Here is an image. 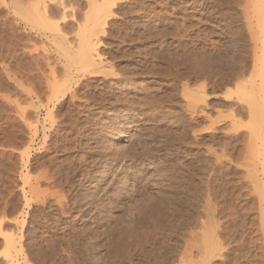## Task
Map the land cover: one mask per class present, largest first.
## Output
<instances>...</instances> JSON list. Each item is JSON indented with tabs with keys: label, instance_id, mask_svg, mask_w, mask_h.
<instances>
[{
	"label": "rangeland",
	"instance_id": "1",
	"mask_svg": "<svg viewBox=\"0 0 264 264\" xmlns=\"http://www.w3.org/2000/svg\"><path fill=\"white\" fill-rule=\"evenodd\" d=\"M33 1L0 0V264H264L257 1L108 0L102 62L53 115L67 59L14 14ZM103 1H67L71 41Z\"/></svg>",
	"mask_w": 264,
	"mask_h": 264
},
{
	"label": "bare ground",
	"instance_id": "2",
	"mask_svg": "<svg viewBox=\"0 0 264 264\" xmlns=\"http://www.w3.org/2000/svg\"><path fill=\"white\" fill-rule=\"evenodd\" d=\"M16 1V0H15ZM37 1V2H36ZM68 1V0H67ZM65 1V0H45V1H38V0H35V2L33 1L32 3V11H29V2L27 3L28 5V9L27 7H25L24 9H27V10H24V12L22 13L21 11V8L22 5L20 6L19 3H16L15 4V12L14 14H16L17 16H19L20 18H25L26 20H29V18H41V19H44V20H47V22H49L50 24L54 25V29L55 31H57L58 35H57V38L60 39L58 43L59 46L61 45V42H62V45L64 44V48L61 49V51L63 50V53L62 55H65V59H67V62H63L64 63V67H63V70L61 72V74L59 73H56V70L55 68H50L52 69V78H48L49 80V83L47 82V84H49V91H50V97H49V100L48 102L49 103H52L53 104V107L52 108H49L50 110L48 111V114L50 112L51 115H53L54 113V108L56 107V110L58 109L59 111V107L61 106L62 104V101L64 98H67L69 95H71L72 98H75L79 92V89L81 88V85L83 86L84 82H83V79L89 75L91 72H96V70L94 71L93 68H97V65L98 63L102 62L101 60V54L99 52V45L101 43V39L99 37V34L98 32H100V28L102 27L103 29V25H105V22H106V17L111 9V4L108 2V0L106 1H103V2H98V3H95L92 7V9L89 11V13H86L84 14V16H86V18H95V21L94 23L91 24V28L89 29L90 33H84L83 32V29L84 27L79 25L77 26V29L76 30H73V31H76L75 32V35L77 36L74 40H70L69 38V35L71 33L70 28L68 30V27L70 26L68 22V19L70 18H73L72 20H75L74 18L75 15H72V17H70L71 13L68 12V5L69 3ZM257 2V6L258 7H261L262 8V11L260 12L258 10V13L260 12V14H262V12L264 13V0H256ZM68 4H67V3ZM23 4V3H22ZM259 4V5H258ZM26 5V4H25ZM23 5V6H25ZM75 5V4H74ZM73 5V6H74ZM71 6V5H70ZM260 8V9H261ZM78 9V8H77ZM256 10V9H255ZM21 11V12H20ZM256 14V13H255ZM259 14V15H260ZM83 15V14H82ZM58 16V18H57ZM81 16V15H80ZM79 16V17H80ZM263 16V14H262ZM52 18H56L58 20H54ZM259 19H261L262 17L261 16H258ZM30 19V20H31ZM29 20V21H30ZM37 21V20H36ZM36 21L33 23L35 24ZM62 21V22H61ZM262 22H259L261 23L260 25L262 26V30L264 31V19H261ZM17 22V21H16ZM32 22V20H31ZM38 23V24H37ZM36 24L37 25H40L39 22H37ZM72 23V21H71ZM18 24V23H17ZM49 26L52 28L53 26L50 25ZM75 24V23H74ZM80 24V23H79ZM26 25H28V23H26ZM45 25V24H44ZM43 25V26H44ZM48 24H46L45 26H47ZM259 25V24H258ZM259 25V26H260ZM18 26V25H17ZM41 26V25H40ZM72 26V25H71ZM70 26V27H71ZM260 26V27H261ZM83 27V29L81 28ZM32 28V27H31ZM16 29V28H14ZM44 29V28H43ZM48 28H46L47 30ZM53 29V28H52ZM72 29V28H71ZM75 29V28H74ZM81 29H82V33H81ZM86 29V28H85ZM101 29V31H102ZM99 30V31H98ZM17 31V30H16ZM54 31V30H52ZM85 31V30H84ZM87 31V30H86ZM88 31V32H89ZM29 32V31H28ZM51 36V35H50ZM49 37V36H48ZM55 38V36H53ZM14 38V37H13ZM53 38V39H54ZM17 41V40H16ZM67 45V46H66ZM16 46V45H15ZM56 46V45H55ZM58 46V45H57ZM62 48V47H61ZM61 54V53H60ZM60 55V56H62ZM16 57V56H15ZM100 60V62H98ZM72 62L73 61V65L69 64L68 62ZM15 62V61H14ZM105 62V61H104ZM54 66V65H53ZM15 67V66H14ZM59 67V66H58ZM58 69V68H57ZM14 70V69H13ZM16 70V69H15ZM18 71V70H17ZM50 71V70H49ZM51 72V71H50ZM59 72V71H58ZM102 72V71H101ZM15 73V71H14ZM17 73V72H16ZM15 73V74H16ZM22 73V72H21ZM14 74V75H15ZM18 74V73H17ZM21 75V74H20ZM47 76V75H46ZM16 77V76H15ZM20 77V76H19ZM50 77V75H49ZM17 78H18V75H17ZM16 78V79H17ZM45 78V77H44ZM47 79V80H48ZM20 80V79H19ZM82 81V84L80 85V82ZM87 81V80H86ZM18 82V81H17ZM102 82V81H101ZM19 83V82H18ZM22 84V83H21ZM19 83V85H21ZM26 84V83H25ZM23 87V86H22ZM25 88V86H24ZM30 88V87H29ZM83 88V87H82ZM26 89V88H25ZM255 89V88H254ZM253 89V90H254ZM29 89H27L28 91ZM31 91V90H30ZM244 91V90H243ZM248 91V90H247ZM257 91V90H256ZM260 91V90H259ZM17 92V91H16ZM29 92V91H28ZM30 93V92H29ZM111 93V92H110ZM244 95H243V92H242V95L243 97H246L248 96L247 98H251V100H248L251 102V110H252V113L253 112H256L255 114H257V116L259 117H264L263 116V113L264 112H261V114H258L257 112H260V111H264V108L263 110L260 108V104L257 102L258 100L260 101L262 96L260 95L261 92H255V93H251V92H248L250 94L254 96L259 95L261 96V98H258V100H255L253 99V97L250 95L249 97V94L247 93L246 95V92L244 91ZM105 96V95H104ZM27 97H25L26 99ZM245 98V99H247ZM103 99V97H102ZM264 99V98H263ZM74 100V99H73ZM17 101V100H15ZM28 101V100H27ZM74 102V101H73ZM75 103V102H74ZM109 103V102H108ZM72 105V104H71ZM253 105V107H252ZM260 105V106H259ZM22 106V105H21ZM263 106V105H262ZM50 107V105H49ZM24 108V107H23ZM26 108V107H25ZM24 108V109H25ZM22 109V108H21ZM48 109V108H47ZM72 109V108H71ZM82 109V108H81ZM69 111V110H68ZM106 112V111H105ZM126 112V111H125ZM83 114V113H82ZM122 115V114H121ZM50 116V115H49ZM48 116V117H49ZM57 116V114H56ZM69 116V115H68ZM255 116V115H254ZM47 117V118H48ZM55 117V115L53 116ZM256 117V116H255ZM259 117V118H260ZM57 118V117H55ZM80 118V117H79ZM257 118V117H256ZM50 120V118H48ZM53 119V118H52ZM70 119V118H69ZM77 119V118H76ZM261 119V118H260ZM56 120V119H55ZM257 120V119H256ZM259 120V119H258ZM53 122H54V119H53ZM57 122V121H56ZM262 122V120H261ZM51 123V121H50ZM59 123V122H58ZM84 123V122H83ZM87 124V123H86ZM53 125V124H51ZM256 125V124H254ZM257 126H259L257 124ZM260 127V126H259ZM48 128V127H47ZM89 129V128H88ZM258 130V129H257ZM78 133V132H77ZM46 135V134H45ZM81 135V134H80ZM79 137V136H78ZM45 138V137H44ZM80 138V137H79ZM68 142V141H67ZM63 144V143H62ZM67 146V145H66ZM66 146H63V147H66ZM51 147V146H50ZM68 149V148H67ZM64 150V149H63ZM41 151V150H40ZM115 152V151H114ZM25 153V152H24ZM26 154V153H25ZM29 154V153H27ZM46 154V153H45ZM116 154V153H115ZM26 157V156H25ZM29 158V156L27 157ZM50 158V157H49ZM53 158V157H52ZM27 160V159H26ZM25 160V161H26ZM41 162V161H40ZM51 162V161H50ZM28 163V162H27ZM263 167H264V162H263ZM69 168V167H67ZM73 168V167H72ZM63 170V169H62ZM68 170V169H67ZM59 171V170H58ZM62 172V171H61ZM68 172V171H67ZM70 172V171H69ZM74 172V171H73ZM65 173V172H64ZM72 173V172H71ZM89 174V173H88ZM60 176V175H59ZM89 176V175H88ZM56 177V176H55ZM30 178V177H29ZM63 179V178H62ZM260 179V178H259ZM40 180V179H39ZM47 181V180H46ZM55 181V180H54ZM53 181V182H54ZM52 182V183H53ZM64 182V181H63ZM66 182V180H65ZM85 185V184H84ZM36 186V185H35ZM33 186V187H35ZM262 186V185H261ZM38 187V186H37ZM263 187V186H262ZM36 188V187H35ZM262 189V188H261ZM36 190V189H35ZM34 190V191H35ZM260 190V189H259ZM263 193V195H262ZM261 193V196L262 198L264 197V189ZM38 195V194H37ZM92 197V196H91ZM28 199V198H26ZM30 201V198L28 199ZM264 200V198H263ZM263 215H264V211H262Z\"/></svg>",
	"mask_w": 264,
	"mask_h": 264
}]
</instances>
